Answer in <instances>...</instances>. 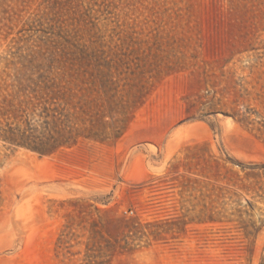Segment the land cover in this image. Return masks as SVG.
I'll use <instances>...</instances> for the list:
<instances>
[{
    "label": "rangeland",
    "instance_id": "obj_1",
    "mask_svg": "<svg viewBox=\"0 0 264 264\" xmlns=\"http://www.w3.org/2000/svg\"><path fill=\"white\" fill-rule=\"evenodd\" d=\"M62 73L98 137L0 138V264H264V0H0V128Z\"/></svg>",
    "mask_w": 264,
    "mask_h": 264
},
{
    "label": "trees",
    "instance_id": "obj_2",
    "mask_svg": "<svg viewBox=\"0 0 264 264\" xmlns=\"http://www.w3.org/2000/svg\"><path fill=\"white\" fill-rule=\"evenodd\" d=\"M74 63V60L69 59L64 62L68 66ZM73 76L74 74H67V77ZM67 80L65 74L62 73L58 81L55 82L53 79L51 83L43 81L42 84L36 81L33 82L35 86H30L29 90L31 96L29 95L27 104H30L32 109L40 107L39 115L50 118V121H44V123L51 125L56 136L50 135L47 141H42L40 138L36 141L35 139L39 136L32 128L30 129V126L22 130L8 126L6 129L0 128L2 131L0 138L15 145L25 146L40 154H48L57 147H70L76 144L79 137H98L93 133V127L103 121V112H99L101 110L99 107L94 112L92 108L94 105L84 100L85 98L78 97ZM122 133V130L116 132L115 137L118 138Z\"/></svg>",
    "mask_w": 264,
    "mask_h": 264
}]
</instances>
